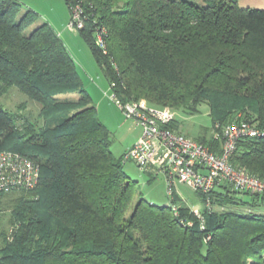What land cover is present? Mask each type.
<instances>
[{"label":"trees","instance_id":"16d2710c","mask_svg":"<svg viewBox=\"0 0 264 264\" xmlns=\"http://www.w3.org/2000/svg\"><path fill=\"white\" fill-rule=\"evenodd\" d=\"M66 2L84 7L80 32L123 102L144 98L192 114L207 103L214 132L240 121L264 128V8L237 0ZM22 6L0 0V98L18 89L41 105L42 125L0 102V151L38 163L40 181L0 193V213L8 197L11 205L0 264H264V195L229 185L199 192L203 220L178 194L180 216L150 202L114 155L75 58L48 22L30 29L39 15H20ZM101 29L106 49L97 44ZM214 132L197 140L219 151ZM232 162L264 180V135L242 139Z\"/></svg>","mask_w":264,"mask_h":264},{"label":"built area","instance_id":"2783aa9c","mask_svg":"<svg viewBox=\"0 0 264 264\" xmlns=\"http://www.w3.org/2000/svg\"><path fill=\"white\" fill-rule=\"evenodd\" d=\"M70 29L81 30L88 16L84 7L74 4L70 7ZM106 29L97 34V44L106 49ZM115 88V83H111ZM128 119H133L143 131L139 139L125 153L124 161L132 160L153 174L165 176L170 196V206L180 216V203L174 202L177 183L187 184L208 195L213 189L231 186L239 192L264 195V180L235 166L232 157L242 139L264 135V128L247 121L232 122L214 132L220 141L219 151L212 150L205 143L170 127L176 121V111L171 107L151 104L148 100L123 102L116 92L111 95ZM40 181V165L35 161L12 151H0V193L32 190ZM210 201L208 206L211 208ZM203 220L201 210L193 209ZM187 222L192 226L193 221Z\"/></svg>","mask_w":264,"mask_h":264},{"label":"rangeland","instance_id":"374dc122","mask_svg":"<svg viewBox=\"0 0 264 264\" xmlns=\"http://www.w3.org/2000/svg\"><path fill=\"white\" fill-rule=\"evenodd\" d=\"M193 1L203 3V0ZM20 2L23 5L20 15L28 9L39 15V21L30 29L48 22L65 43L77 62L83 87L91 95L93 103L97 106L100 120L110 132L114 155L124 158L125 153L141 136L143 129L133 119H128L117 103L112 100L111 95L115 90L111 87L110 81L80 30L68 27L71 9L66 0H20ZM237 4L240 7L264 8V0H237ZM78 96L77 93L68 95L71 99L78 98ZM0 102L9 110L25 113L32 121L42 125V120L39 121L41 105L18 89L14 88L2 96ZM22 104H26L24 109L19 108ZM175 111L180 131L194 139L212 136L214 127L207 103H202L195 114L183 110ZM124 170L132 180L137 182V189L150 202L156 205H170L168 184L164 175L145 171L132 160L124 161ZM176 186L183 204L192 208H200L199 210L204 208L202 196L198 191L183 183H177ZM17 195L18 193H12L11 197ZM8 198L0 213V230L10 231L11 205Z\"/></svg>","mask_w":264,"mask_h":264},{"label":"crops","instance_id":"0c3cea01","mask_svg":"<svg viewBox=\"0 0 264 264\" xmlns=\"http://www.w3.org/2000/svg\"><path fill=\"white\" fill-rule=\"evenodd\" d=\"M178 131H180V129H179V124H178V121H177V128H176ZM180 132H182V131H180ZM183 133V132H182ZM185 134V133H184ZM187 135V134H186ZM189 136V135H188ZM139 138V137H138ZM178 196L180 197V195L178 194ZM190 207V206H189ZM190 208H192V207H190ZM192 209H200V208H192Z\"/></svg>","mask_w":264,"mask_h":264}]
</instances>
